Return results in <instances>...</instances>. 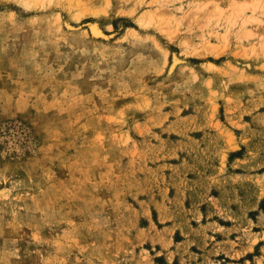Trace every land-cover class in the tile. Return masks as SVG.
<instances>
[{
  "label": "rangeland",
  "instance_id": "374dc122",
  "mask_svg": "<svg viewBox=\"0 0 264 264\" xmlns=\"http://www.w3.org/2000/svg\"><path fill=\"white\" fill-rule=\"evenodd\" d=\"M263 260L264 0H0V264Z\"/></svg>",
  "mask_w": 264,
  "mask_h": 264
},
{
  "label": "bare ground",
  "instance_id": "6f19581e",
  "mask_svg": "<svg viewBox=\"0 0 264 264\" xmlns=\"http://www.w3.org/2000/svg\"><path fill=\"white\" fill-rule=\"evenodd\" d=\"M81 17V14L79 12L75 13V19H79ZM139 22L142 24H148L150 21L149 20H145L143 17L139 18ZM91 29L94 32L95 35L99 36L101 34H103V30L101 29V27L98 25V23L96 22H92L91 23Z\"/></svg>",
  "mask_w": 264,
  "mask_h": 264
},
{
  "label": "crops",
  "instance_id": "0c3cea01",
  "mask_svg": "<svg viewBox=\"0 0 264 264\" xmlns=\"http://www.w3.org/2000/svg\"><path fill=\"white\" fill-rule=\"evenodd\" d=\"M250 262V261H249ZM242 264H247L246 262H243ZM251 264V263H250ZM262 264H264V260H263V262H262Z\"/></svg>",
  "mask_w": 264,
  "mask_h": 264
}]
</instances>
